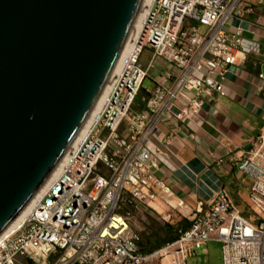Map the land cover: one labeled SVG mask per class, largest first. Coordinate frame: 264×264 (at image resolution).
<instances>
[{
	"label": "built area",
	"instance_id": "built-area-1",
	"mask_svg": "<svg viewBox=\"0 0 264 264\" xmlns=\"http://www.w3.org/2000/svg\"><path fill=\"white\" fill-rule=\"evenodd\" d=\"M257 7L264 8V0H148L116 81L57 172L0 236V264H153L168 257L187 264L211 241L221 244L222 264H264V127L238 167L249 181L250 217L226 190L190 212L183 201L171 204V190L156 177L158 161L144 146L163 119L187 123L225 96L230 68L239 51L250 48L242 29L232 30L229 22ZM160 63L169 67V85L146 91L144 109L134 111ZM157 199L181 215L188 212L191 225L173 243L146 254L130 208L146 205L157 212L150 205Z\"/></svg>",
	"mask_w": 264,
	"mask_h": 264
},
{
	"label": "water",
	"instance_id": "water-1",
	"mask_svg": "<svg viewBox=\"0 0 264 264\" xmlns=\"http://www.w3.org/2000/svg\"><path fill=\"white\" fill-rule=\"evenodd\" d=\"M145 0H0V236L103 98Z\"/></svg>",
	"mask_w": 264,
	"mask_h": 264
},
{
	"label": "crops",
	"instance_id": "crops-1",
	"mask_svg": "<svg viewBox=\"0 0 264 264\" xmlns=\"http://www.w3.org/2000/svg\"><path fill=\"white\" fill-rule=\"evenodd\" d=\"M229 24L232 30L242 29L250 48L240 50L238 62L230 68L225 96L206 104L187 123L163 119L156 132L145 138L144 146L158 161L156 177L171 190L173 200L183 201L189 212L200 203H211L226 190L244 216L249 181L238 167L264 127V80L260 79L261 74L264 76V8L257 7L242 21L234 19ZM167 71L168 65L160 63L149 73L151 87L144 88L143 84L134 111L144 109L141 98L146 91L169 85ZM217 244L209 242L187 264H207L216 254L218 264H222L221 245L217 251Z\"/></svg>",
	"mask_w": 264,
	"mask_h": 264
},
{
	"label": "rangeland",
	"instance_id": "rangeland-1",
	"mask_svg": "<svg viewBox=\"0 0 264 264\" xmlns=\"http://www.w3.org/2000/svg\"><path fill=\"white\" fill-rule=\"evenodd\" d=\"M148 57L149 53L145 52L142 57L143 63L147 61ZM150 87V80L147 79L144 82V88ZM160 201L161 200L157 199L150 203V205L154 207L157 212L153 211L146 205H142L139 207L132 206L130 208V224L140 234L142 240V248L146 253L149 254L154 253L160 250L159 248H163L165 246V242H167L164 237L165 225H176L186 217L188 219V212L182 211L183 214L181 215L177 209L170 208L169 206L162 204ZM170 202L173 205L176 204L175 200H172ZM151 210L155 214H152ZM243 214L245 217H250L252 215L248 207H245ZM168 215H171V218L169 220ZM161 217H163L164 220ZM220 245V243L216 245V250ZM218 260V255L216 254L215 257H213L207 264H218ZM20 264H31V262L25 259H21ZM153 264H172V257L164 258L163 261H155V263Z\"/></svg>",
	"mask_w": 264,
	"mask_h": 264
},
{
	"label": "trees",
	"instance_id": "trees-1",
	"mask_svg": "<svg viewBox=\"0 0 264 264\" xmlns=\"http://www.w3.org/2000/svg\"><path fill=\"white\" fill-rule=\"evenodd\" d=\"M190 225H191V221L187 218L180 221L176 225H168V224L165 225L164 237H165V240H167V242H165V245L176 241L180 237L182 232L187 230L190 227ZM143 252L146 253L144 250ZM146 254H149V253H146Z\"/></svg>",
	"mask_w": 264,
	"mask_h": 264
},
{
	"label": "bare ground",
	"instance_id": "bare-ground-1",
	"mask_svg": "<svg viewBox=\"0 0 264 264\" xmlns=\"http://www.w3.org/2000/svg\"><path fill=\"white\" fill-rule=\"evenodd\" d=\"M147 1H148V0H145V5H146ZM145 5H144V8H142V11H141V13H140V15H139V18H138V20H137V23H136V26H135V29H134L132 35H134V33L136 32V30H137V28H138V25H139V22H140L141 18L143 17L144 10H145ZM88 122H89V121H88ZM85 128H86V126H85ZM85 128H84V129H85ZM84 129H83V131H84ZM83 131L81 132V134L83 133ZM81 134H80V135H81ZM80 135H79V137H80ZM79 137H78V138H79ZM57 170H58V169H57ZM57 170H56V172H57ZM56 172H55V173H56ZM55 173H54V174H55ZM54 174H53V175H54ZM23 213H24V212H23ZM23 213H22V214H23ZM20 217H21V216H20ZM20 217H19V218H18V219H17V220H16V221L10 226V228L8 229L9 231L13 229L14 225L19 221Z\"/></svg>",
	"mask_w": 264,
	"mask_h": 264
}]
</instances>
